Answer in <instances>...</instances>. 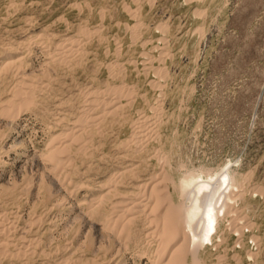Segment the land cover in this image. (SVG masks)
Segmentation results:
<instances>
[{
  "label": "rangeland",
  "instance_id": "rangeland-1",
  "mask_svg": "<svg viewBox=\"0 0 264 264\" xmlns=\"http://www.w3.org/2000/svg\"><path fill=\"white\" fill-rule=\"evenodd\" d=\"M221 173L200 264H264V0H0V264H165L173 181Z\"/></svg>",
  "mask_w": 264,
  "mask_h": 264
},
{
  "label": "bare ground",
  "instance_id": "bare-ground-1",
  "mask_svg": "<svg viewBox=\"0 0 264 264\" xmlns=\"http://www.w3.org/2000/svg\"><path fill=\"white\" fill-rule=\"evenodd\" d=\"M120 93H122L121 88L111 89V90L109 89L108 91H106L105 95L107 97V102L111 105H114V106H111L112 110L118 108L117 105L119 103H116L117 102L116 100L119 98L116 96H118ZM110 96H115V97L110 98ZM25 99H21L22 102L21 101L20 102L23 103V100H25ZM26 101L27 100H25L23 104L29 103V101H27V102ZM20 105H22V104H20ZM91 107H92V105H91ZM57 152H59L58 148L52 152V155L54 153L57 154ZM57 163H58V161H57ZM116 177L114 175L111 178H109V180L107 181L108 182L107 183L108 184L107 189H109V190H107V193L105 194L106 196L111 192L116 193L117 189H116V186L113 184V182H115V180H116ZM217 182H218V186L214 190L211 187V183H205V182L199 181V180H197V177H195V176H187V177L182 176V177L178 178L177 182L173 181L172 185H174L176 196L180 199V202L177 204H172L171 202H169V204L167 205L165 210H163L159 216L156 215V217L158 216V218L161 219V220H159L157 218L156 222H158V221L162 222V225L160 226L161 229H159V232H157V233H159V238H160L159 243L162 244L161 245L162 247L160 250H158V251H160V253H159V255L157 254L158 256L156 257L154 263H156V262L160 263L161 261H165V264H200L201 252L206 247V243L208 244L212 241L213 234L216 232L218 222H219L220 212L217 210L218 208L216 207V204H217L216 200H215L216 192H218L220 187L223 185L226 186V189L229 192L230 191L232 192L234 190L236 192L238 189L236 181L234 179L230 178L229 175L226 173L219 174ZM145 187H146V189L150 190L149 193L155 194L156 187H158V186H157V184L151 186V184L149 185V183H148V184H144V185H137L136 188H134V189H136V190L140 189L141 190V188H142V190H143ZM131 192L129 190V191L124 192L122 194L119 193L120 194L119 195V194H117L118 193V191H117L116 194L120 196V200L117 201L116 203H118V205L121 204V206H123L126 201L130 200L129 197L131 195L129 196L128 194H130ZM116 194H115V197H116ZM234 194H235L234 196H232L230 193H229V195H226V194L225 195L228 196V198H230V199L232 197L240 196L237 193H234ZM111 195L114 197V194H111ZM102 198H105V197H102ZM117 198H118V196H117ZM116 199H114V200H116ZM125 199H129V200H125ZM139 199H140V197L137 199V201ZM157 199H159V198L156 195L155 202H157ZM131 201L132 202H130V203H132V204H133V202H136L134 199H132V197H131ZM141 202H143V201L141 200ZM149 203H151V202H149ZM226 203H227V201L224 204H226ZM135 204H137V203H135ZM145 204H146V202H145ZM147 205H148V203H147ZM115 206H112V207H115ZM135 206L136 205H134V207ZM137 206H138V204H137ZM140 206H142V204ZM140 206H138V208ZM224 208H226V205H224L222 209L224 210ZM115 210H116V208H115ZM118 210H120V209H118ZM130 210H132V209H129V211ZM126 211L124 210L123 213L124 212L126 213ZM115 212H117V211H115ZM155 212H156V210H155ZM132 215H134V214H132ZM119 217H120V215H119ZM121 217H122V214H121ZM153 217H155V216H153ZM131 221L132 220H130V222ZM126 224H127V221H126ZM157 226L158 225H156V228H157ZM113 231H114V229H113ZM163 245H164V247H163ZM162 264H164V263H162Z\"/></svg>",
  "mask_w": 264,
  "mask_h": 264
}]
</instances>
